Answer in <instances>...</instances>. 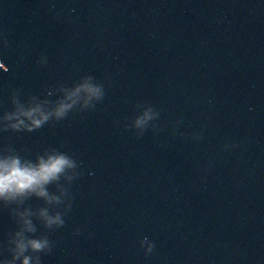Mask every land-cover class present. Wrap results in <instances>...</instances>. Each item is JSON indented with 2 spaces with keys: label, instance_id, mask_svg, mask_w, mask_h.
Wrapping results in <instances>:
<instances>
[{
  "label": "water",
  "instance_id": "1",
  "mask_svg": "<svg viewBox=\"0 0 264 264\" xmlns=\"http://www.w3.org/2000/svg\"><path fill=\"white\" fill-rule=\"evenodd\" d=\"M87 79L100 100L0 132V151L77 165L47 187L59 204L0 203V260L28 212L49 242L32 264H264V0H0V116Z\"/></svg>",
  "mask_w": 264,
  "mask_h": 264
},
{
  "label": "clouds",
  "instance_id": "2",
  "mask_svg": "<svg viewBox=\"0 0 264 264\" xmlns=\"http://www.w3.org/2000/svg\"><path fill=\"white\" fill-rule=\"evenodd\" d=\"M102 95V89L87 79L67 93L65 99L57 102L51 110L44 106L47 101L30 103L25 107L13 98L14 110L5 112L0 116V132L31 133L37 131L50 120L65 119L78 99L82 98L83 105L87 107L93 100H100ZM153 118L151 110H147L137 117L134 126L143 129ZM231 147L235 148L236 145ZM76 167V162L71 157L55 150L37 157L35 162L22 160L18 155L0 151V203L22 202L30 196H36L44 199L46 203L59 204L61 202L60 197L50 195L47 187L58 182L62 176ZM67 179L71 180L72 177H67ZM30 215L28 212L20 214L21 229L12 241L11 264H16L18 261L20 264H32V257L26 253H40L49 248L47 239H29L25 235L35 232L29 218ZM39 215L47 228H59L64 224L59 213L50 215L47 209H42ZM145 245H147L146 249ZM139 246L144 249L146 256L151 254L154 248V245L147 238L141 240ZM0 264H9V262L0 260Z\"/></svg>",
  "mask_w": 264,
  "mask_h": 264
}]
</instances>
